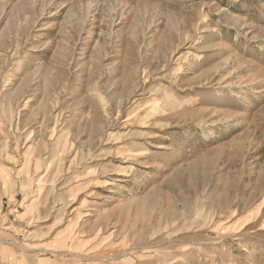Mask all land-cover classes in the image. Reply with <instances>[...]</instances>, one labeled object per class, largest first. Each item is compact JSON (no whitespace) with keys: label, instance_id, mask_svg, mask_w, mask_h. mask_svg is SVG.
Returning <instances> with one entry per match:
<instances>
[{"label":"rangeland","instance_id":"1","mask_svg":"<svg viewBox=\"0 0 264 264\" xmlns=\"http://www.w3.org/2000/svg\"><path fill=\"white\" fill-rule=\"evenodd\" d=\"M0 264H264V0H0Z\"/></svg>","mask_w":264,"mask_h":264},{"label":"bare ground","instance_id":"2","mask_svg":"<svg viewBox=\"0 0 264 264\" xmlns=\"http://www.w3.org/2000/svg\"><path fill=\"white\" fill-rule=\"evenodd\" d=\"M167 218V217H166Z\"/></svg>","mask_w":264,"mask_h":264}]
</instances>
